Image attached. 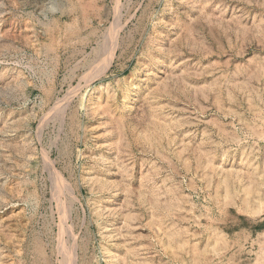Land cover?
<instances>
[{
  "label": "rangeland",
  "instance_id": "1",
  "mask_svg": "<svg viewBox=\"0 0 264 264\" xmlns=\"http://www.w3.org/2000/svg\"><path fill=\"white\" fill-rule=\"evenodd\" d=\"M0 264H264V0H0Z\"/></svg>",
  "mask_w": 264,
  "mask_h": 264
},
{
  "label": "bare ground",
  "instance_id": "2",
  "mask_svg": "<svg viewBox=\"0 0 264 264\" xmlns=\"http://www.w3.org/2000/svg\"><path fill=\"white\" fill-rule=\"evenodd\" d=\"M59 175V174H58Z\"/></svg>",
  "mask_w": 264,
  "mask_h": 264
}]
</instances>
